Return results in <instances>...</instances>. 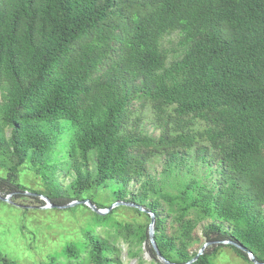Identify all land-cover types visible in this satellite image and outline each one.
Instances as JSON below:
<instances>
[{
	"label": "trees",
	"instance_id": "trees-1",
	"mask_svg": "<svg viewBox=\"0 0 264 264\" xmlns=\"http://www.w3.org/2000/svg\"><path fill=\"white\" fill-rule=\"evenodd\" d=\"M24 166L42 191L20 183ZM24 193L55 211L144 209H66L91 217L60 228L68 241L37 264H122L119 242L140 264L143 248L150 264H163L156 251L187 264L204 223L212 245L191 264L222 249L264 264V0H0V196ZM0 264L19 263L0 252Z\"/></svg>",
	"mask_w": 264,
	"mask_h": 264
},
{
	"label": "rangeland",
	"instance_id": "rangeland-1",
	"mask_svg": "<svg viewBox=\"0 0 264 264\" xmlns=\"http://www.w3.org/2000/svg\"><path fill=\"white\" fill-rule=\"evenodd\" d=\"M176 40L177 37L175 34L165 39L164 43L166 48L175 50ZM133 116H139L143 119L145 117V111H142L139 108L133 114ZM144 126L147 132L153 134L152 127L150 125L145 124ZM154 134L156 135L158 133ZM3 136L7 138L9 136V132L5 130L3 132ZM161 170V163L154 162L149 168V174L156 179H161L159 176ZM202 171L203 172L199 173L196 170H191V172L185 174L184 177H180V181L188 182L190 178L198 179L204 177L205 175H209L208 172H205V168H202ZM58 175L59 177L57 181L60 183L64 191L67 190L68 185L71 182V178L66 175V171L60 172ZM19 176L20 183L23 184L26 189L32 190L33 192L42 191L39 178L33 175L32 171L29 169V166H24ZM169 181H172V177L169 179ZM24 195L27 197L18 198L17 196L12 195L5 197L8 198L7 202H4L7 205L3 204V202H0V252L7 256H13V258H15L19 264H37L40 261H46L45 255L52 253V251H59L61 247L65 245V242L68 241L65 239L66 232L64 230H60V228L74 229L76 228L77 223L88 221V219L91 217V215L85 211L86 208L85 210L84 208L82 209V207L75 208L74 211L76 213L69 214L65 212L66 209L55 211L53 210L54 208H50L49 204L43 200V198H45L43 196H40V199H36L34 194L31 196L30 193H24ZM99 195L107 197V192H103L101 190ZM42 202L44 204H41ZM103 202L107 206L111 205V202L108 204L106 203V199ZM10 206H15L20 209L14 210L8 208ZM86 207L92 212L88 206ZM22 209H27V212L24 214ZM130 217L132 218L133 215L127 211H122L119 214V218L125 221L130 220ZM204 225L205 223L199 225V227L194 230L192 234L194 241L188 246L189 254L198 253L205 244L204 240L202 239ZM20 230H22V232ZM102 230L103 229L101 228H97V233L101 238L104 237V235L101 233ZM107 231L109 230L107 229ZM111 231L112 230L110 229V232ZM174 231L175 229L170 230V228H168L169 234H172ZM116 246L120 250V260L122 264H140L138 263L137 259H130L128 257V247L123 242H119L116 244ZM208 248L209 246L205 247L204 251ZM141 258L143 262H145L143 264H150L151 259L145 248H143V254ZM216 263L245 264L240 261L229 249H222L220 251Z\"/></svg>",
	"mask_w": 264,
	"mask_h": 264
},
{
	"label": "water",
	"instance_id": "water-1",
	"mask_svg": "<svg viewBox=\"0 0 264 264\" xmlns=\"http://www.w3.org/2000/svg\"><path fill=\"white\" fill-rule=\"evenodd\" d=\"M8 198H4V197H1L0 196V201L2 202H7ZM43 200L49 204V207L50 208H55L53 207L50 202L46 199V198H43ZM78 204H83V205H86L88 206L92 212L98 214V215H106L107 213H109L111 210L117 208V207H120V206H123V207H128V208H136V209H139L141 210L142 212L144 211L143 208L137 206V205H134V204H130V203H125V202H117L115 204H113L110 208H108L107 210H98L95 208V206H93L90 202L88 201H84V202H72L71 204L67 205V206H62V207H56L57 209L59 210H64V209H67V208H70V207H74ZM148 213V212H147ZM150 214V219H151V224L149 226V237H150V243L151 245L154 247L155 251H156V247H155V244H154V241H153V226H154V216L151 214V213H148ZM216 244V243H215ZM221 244L223 245H233V246H236L234 243L230 242V241H223L221 242ZM212 245L211 243H205L203 245V247L201 248V250L197 253L196 257L194 259H192L191 261H189L187 264H191L193 262H195L197 260V258L204 252V248L207 247V246H210ZM240 248V247H238ZM241 249V248H240ZM158 257H159V260L163 263V264H169L167 263L166 261H164L162 258H160L158 252L156 251ZM249 256V260L254 263V264H257V262L254 260L253 256L251 254L248 255Z\"/></svg>",
	"mask_w": 264,
	"mask_h": 264
}]
</instances>
